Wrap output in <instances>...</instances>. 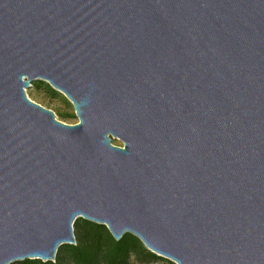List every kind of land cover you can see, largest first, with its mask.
Listing matches in <instances>:
<instances>
[{
  "label": "water",
  "instance_id": "water-1",
  "mask_svg": "<svg viewBox=\"0 0 264 264\" xmlns=\"http://www.w3.org/2000/svg\"><path fill=\"white\" fill-rule=\"evenodd\" d=\"M78 218L264 264V0H0V264L55 261Z\"/></svg>",
  "mask_w": 264,
  "mask_h": 264
},
{
  "label": "rangeland",
  "instance_id": "rangeland-1",
  "mask_svg": "<svg viewBox=\"0 0 264 264\" xmlns=\"http://www.w3.org/2000/svg\"><path fill=\"white\" fill-rule=\"evenodd\" d=\"M27 97L34 103L51 110L54 112L57 120L66 125H76L79 120L76 116L72 103L61 92L53 89L46 81L37 80L34 81L29 89L26 90ZM113 145L122 146L118 140H113ZM95 226H101L97 232H102V245L103 253L99 255L94 264H110L107 258V247L111 245L112 241H116L108 229L103 225H97L89 222L83 218H78L74 225V236L76 243L74 245H63L58 249L55 261L52 264H73L71 250H68V246L82 247L91 242H94L97 237ZM104 231V234H103ZM123 242V248L125 251L131 252L125 258H123L118 264H174L172 261L160 257L148 249L138 240L136 237L130 234L124 235L121 239ZM120 240V241H121ZM41 263V260H32ZM20 263V262H19ZM17 264V263H15ZM39 264V263H37Z\"/></svg>",
  "mask_w": 264,
  "mask_h": 264
},
{
  "label": "trees",
  "instance_id": "trees-1",
  "mask_svg": "<svg viewBox=\"0 0 264 264\" xmlns=\"http://www.w3.org/2000/svg\"><path fill=\"white\" fill-rule=\"evenodd\" d=\"M101 226H95V230L97 233V237L94 242H91L85 246L77 247V246H68L66 247L68 250H71L70 253L72 255V263L73 264H94L96 258L103 253V249H105L102 245V232H97ZM104 229V228H102ZM104 234V231H103ZM122 240L115 242L112 241L110 247H107V258L108 263L110 264H118L123 258L129 255L131 252L125 251L123 248ZM52 264L49 263H41L38 261L27 260L25 262H20L17 264Z\"/></svg>",
  "mask_w": 264,
  "mask_h": 264
}]
</instances>
